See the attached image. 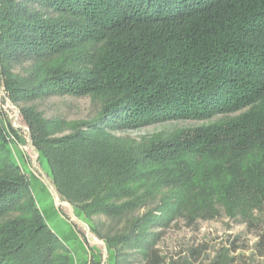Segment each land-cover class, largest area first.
Returning a JSON list of instances; mask_svg holds the SVG:
<instances>
[{
  "label": "trees",
  "instance_id": "obj_1",
  "mask_svg": "<svg viewBox=\"0 0 264 264\" xmlns=\"http://www.w3.org/2000/svg\"><path fill=\"white\" fill-rule=\"evenodd\" d=\"M0 89L113 264H132L128 249L138 264H202L193 245L165 254L154 229L221 214L257 230L250 258L264 263V0H0ZM44 95L97 108L48 118L31 103ZM173 120L200 125L123 134ZM22 132L0 104V264H71L12 160Z\"/></svg>",
  "mask_w": 264,
  "mask_h": 264
},
{
  "label": "rangeland",
  "instance_id": "obj_2",
  "mask_svg": "<svg viewBox=\"0 0 264 264\" xmlns=\"http://www.w3.org/2000/svg\"><path fill=\"white\" fill-rule=\"evenodd\" d=\"M0 94H3L1 89ZM31 103L34 104L45 117H56L66 121L88 119L95 114L97 108L96 104L88 97H75L71 95H44L35 99ZM0 104L3 112L6 114L12 125L15 127H22V137L25 139V142H20L19 145H14L13 143L8 145L12 160L20 165L29 178L39 179L47 184L46 186L50 193H52L53 196L55 195L57 199L58 195L51 183L50 172L46 160L32 146L26 126L19 116L17 106L12 104L8 99H5V102H1ZM198 125H200V122L198 121L173 120L150 124L124 132L123 134L127 133L139 140L142 137L154 133H169L176 129L191 128ZM61 201L64 202V205H60L62 210L72 217L69 208L73 206L66 201ZM74 209L80 216L78 218H81L88 226L87 229L83 224L77 222L80 230L85 234L88 233L91 237L90 239L96 241L99 247L102 248V245L104 244L106 249H109L104 240L99 239L89 230L92 221L85 217L81 211L76 208ZM95 219L105 222L103 216H98ZM197 226V229H194L193 227H187L180 219L173 220L166 225L154 229L155 231H160L161 236L159 240L154 241L153 243L169 256L182 252V250L186 249L189 245H193V247H197L198 249L201 248L202 252L198 255V263L202 264H207L209 259L214 257L215 251H217L220 246L226 245L230 247L233 245L236 248L235 251L231 253L234 257L232 264H264L260 259H256L252 262L250 258L251 247L257 231L255 228L247 230L244 224L236 223L223 214L210 220H200ZM126 253L127 257L125 255L123 257L126 258L127 262L138 264L139 254L137 251L128 249L126 250Z\"/></svg>",
  "mask_w": 264,
  "mask_h": 264
},
{
  "label": "crops",
  "instance_id": "obj_3",
  "mask_svg": "<svg viewBox=\"0 0 264 264\" xmlns=\"http://www.w3.org/2000/svg\"><path fill=\"white\" fill-rule=\"evenodd\" d=\"M29 181L30 185L32 183L31 189L44 219L69 248L71 264H90L91 262H95L96 264L114 263V251L112 249H106L104 244L102 248L99 247L96 241L90 239L91 237L88 233L85 234L80 230L77 222L81 224L84 222L81 218H78L80 216L73 207L69 208L72 218L62 210L60 205H64V202L61 201L59 196L56 199V196L54 195V197L50 193L46 186L47 184L39 179L29 178Z\"/></svg>",
  "mask_w": 264,
  "mask_h": 264
},
{
  "label": "water",
  "instance_id": "obj_4",
  "mask_svg": "<svg viewBox=\"0 0 264 264\" xmlns=\"http://www.w3.org/2000/svg\"><path fill=\"white\" fill-rule=\"evenodd\" d=\"M82 224L88 229V226L86 224H84V223H82Z\"/></svg>",
  "mask_w": 264,
  "mask_h": 264
}]
</instances>
